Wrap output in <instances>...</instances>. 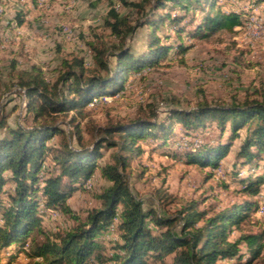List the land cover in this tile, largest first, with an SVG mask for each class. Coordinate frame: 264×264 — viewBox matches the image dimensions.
Instances as JSON below:
<instances>
[{
	"label": "trees",
	"instance_id": "trees-1",
	"mask_svg": "<svg viewBox=\"0 0 264 264\" xmlns=\"http://www.w3.org/2000/svg\"><path fill=\"white\" fill-rule=\"evenodd\" d=\"M117 1L129 12L109 8L104 25L115 40L94 32L87 41L91 63L75 56L52 83L37 65L19 73L30 125L11 126L0 103V252L8 254L6 264L20 255L24 260L17 264H264V225L257 216L264 202V89L243 100L170 107L163 118L151 108L105 126L82 123L86 109L125 94L131 77L161 65L171 50L191 48L183 42L185 32L208 38L232 31L250 12L223 9L219 0ZM164 27L175 31L176 43L162 41L171 36L158 34ZM142 28L146 44L136 49L126 40ZM175 125L188 138L184 149L177 146ZM57 134L62 139L49 143ZM143 143L209 170L206 178L223 166L225 187L235 184L240 199L220 208H202L206 200L192 199L171 215L145 207L128 181ZM105 148L113 150L108 159ZM98 172L111 185L82 218L69 198ZM51 210L66 218L63 226L46 224Z\"/></svg>",
	"mask_w": 264,
	"mask_h": 264
},
{
	"label": "rangeland",
	"instance_id": "rangeland-1",
	"mask_svg": "<svg viewBox=\"0 0 264 264\" xmlns=\"http://www.w3.org/2000/svg\"><path fill=\"white\" fill-rule=\"evenodd\" d=\"M219 1L223 9L249 11L246 23L208 38H190L185 32L183 42L191 48L185 52L171 50L161 65L131 77L125 94L107 96L103 102L86 109L84 126L89 123L105 126L111 121L131 119L141 110L150 113L151 108L163 118L170 107L188 108L204 99L231 102L235 98L257 97V92L264 89V1L258 4L242 0ZM0 6L5 7V12L0 11V103L13 127L31 124L25 96L18 86L21 71L40 66L52 83L67 70L75 56L85 57L91 63L92 52L87 41L92 39L94 32L107 41L115 40L104 25L109 8L116 6L124 13L129 12L117 0H0ZM19 18L23 20L22 24H19ZM163 33L171 35L163 38V42L179 40L173 29L161 28L158 34L165 35ZM146 36L147 30L142 28L126 42L141 49L146 44ZM16 106L19 108L14 111ZM65 128L73 130L68 125ZM175 128L180 138L177 146L184 149L188 138L182 136L179 125ZM83 130L85 141H91L90 129ZM206 133V136L211 134L210 131ZM62 137L63 134H57L49 143ZM200 138L199 141L204 140V136ZM73 143L77 144L75 137ZM238 145L239 140H236L233 151ZM143 147L145 151L131 160L128 181L132 192L142 199L145 207L152 206L161 215H171L192 199L206 200L201 204L202 208L206 205L220 208L240 199L235 184L225 187L229 176L223 166L215 169L213 177L206 178L209 170L190 165L153 145L143 143ZM112 151L104 149L105 159ZM224 165L229 166L228 161ZM110 185L99 172L96 173L86 182V189L81 188L69 198L71 208L84 218L88 210L99 205V194ZM260 208L257 216L264 225ZM50 213L46 222L49 227L65 224L63 215L54 210ZM23 260L20 255L12 264ZM7 261L8 254L0 252V264Z\"/></svg>",
	"mask_w": 264,
	"mask_h": 264
},
{
	"label": "bare ground",
	"instance_id": "bare-ground-1",
	"mask_svg": "<svg viewBox=\"0 0 264 264\" xmlns=\"http://www.w3.org/2000/svg\"><path fill=\"white\" fill-rule=\"evenodd\" d=\"M5 8V7H4ZM4 8H2V6H0V11H2V12H5V11H3V9ZM252 23V22H251ZM63 28H64V26H63ZM69 29V28H68ZM64 31V30H63ZM65 31H66V29H65ZM66 33V32H65ZM69 33V32H68ZM68 34H66V36H67ZM69 35H70V33H69ZM70 36H72V34L70 35ZM261 214H264V206L260 209V211H259Z\"/></svg>",
	"mask_w": 264,
	"mask_h": 264
}]
</instances>
